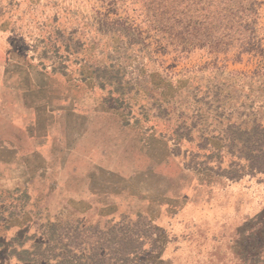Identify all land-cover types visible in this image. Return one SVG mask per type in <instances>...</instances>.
Wrapping results in <instances>:
<instances>
[{
    "label": "rangeland",
    "instance_id": "374dc122",
    "mask_svg": "<svg viewBox=\"0 0 264 264\" xmlns=\"http://www.w3.org/2000/svg\"><path fill=\"white\" fill-rule=\"evenodd\" d=\"M0 111L2 134H64L45 187L0 151L10 232L36 236L0 264L50 234L71 264H264V174L240 151L264 127V0H0ZM32 194L57 199L34 228Z\"/></svg>",
    "mask_w": 264,
    "mask_h": 264
},
{
    "label": "crops",
    "instance_id": "0c3cea01",
    "mask_svg": "<svg viewBox=\"0 0 264 264\" xmlns=\"http://www.w3.org/2000/svg\"><path fill=\"white\" fill-rule=\"evenodd\" d=\"M63 114H64L63 118L66 119L68 116L66 115L67 112ZM1 115H3V113H1ZM4 116L5 115H3L2 117L3 121H5V123L8 124L10 121L6 116L5 117ZM57 120H61V118ZM34 122L36 123L37 129L35 133H33L32 137H29L27 135L26 123H23V124L18 123L17 125H11L16 130L12 133L6 132L2 134L0 132V145H1L0 151L3 154L5 153L6 156L7 154L9 155L8 157L10 161L12 162L9 164H13V167L16 165V167L14 168L27 170L29 174L32 173L30 175L33 177L29 178L31 181L34 180V178L36 177L35 181L31 182L33 185L36 182L35 183L36 185L38 183H41V185L45 187V186H48V182L50 178H52L58 173L57 171L59 170V162H58V158L51 161L49 153L43 148H45L49 144L51 138L53 139L54 144L55 143L60 144V142L62 141L61 135L63 136L64 134H63V131H61L62 127L59 126L58 124L59 121L55 123L56 125H54V127L52 126L53 130H55L57 134L59 133L57 137L56 136L51 137V132H50L51 129H50L48 122L45 123L44 121H39L38 119L35 120ZM22 153H29V154L35 155L38 163H35V164L26 163L24 158L21 155ZM3 164L7 165V161ZM87 170L89 169L82 170L83 171L82 177L84 178L87 177ZM4 190H5V187L1 185L0 195L4 194ZM32 195L33 197H30L27 209L30 210L28 211V214L29 216L32 217V218L30 217L32 220H30L29 224L32 226V228H34L33 226H36L38 224V221H37L38 219H37V216L32 215V212L37 211L38 208L42 210L45 209L49 205V203H51L50 207H54L57 203V199L55 197L49 199V197H43V196L39 198V197H36L37 195L35 194H32ZM1 200L2 201H0V250H6V251L11 250V249L16 250V249H19V246L12 245L11 247V242L13 240L14 241L24 240L27 235H23L22 237H19L16 234L15 236L11 234L10 224L8 221L10 218L9 216L10 209L8 208L9 199L7 197H1ZM47 212L48 213L46 214V216L43 217L44 222L51 221V217L54 218L49 211ZM18 213L20 212L18 211ZM15 225H17V226H14L16 228L26 227L24 224H22L21 221H19ZM21 248H20L21 250L25 249L23 247ZM10 254H13V253H10ZM21 261L22 260L18 261V263H21ZM22 262L30 264V262L28 261H22Z\"/></svg>",
    "mask_w": 264,
    "mask_h": 264
},
{
    "label": "trees",
    "instance_id": "16d2710c",
    "mask_svg": "<svg viewBox=\"0 0 264 264\" xmlns=\"http://www.w3.org/2000/svg\"><path fill=\"white\" fill-rule=\"evenodd\" d=\"M233 126L234 125H232L231 127H233ZM256 127H257V129L260 128V126H256ZM262 130H260V132H258V131H254V129H252V132H254L256 134L255 135L256 136L255 141H253V145H255L256 147L252 146L249 141H242L241 142V146H242V148L240 149L241 153L244 152V149H245V154L243 155V158L251 161L250 162L251 164L248 166V168H250V169L254 168L256 170L255 173H252V176H255L257 174H262V173L264 174V127ZM231 144L234 145L233 143H231ZM251 147H253V148L251 149ZM214 153H216V155L219 156L221 151H218V152L212 151L211 155H214ZM207 158H208V155H207ZM217 158H219V157H217ZM48 225H50V226H48ZM44 226L50 227L49 230L51 231L52 226H55V225H53L52 223H45ZM155 230L157 231L158 234L164 233V232H162V230L159 231V229H157L156 227H155ZM47 233H48V231H47ZM35 237H36L35 235H32L30 237H26L24 239V241L31 240ZM39 237L44 238L43 234H40ZM159 239H160V241L158 240V245H160V247H163L164 242L162 240L163 238L161 235L159 236ZM67 248L68 247H63V245H61L59 243L54 244L52 234H50V236H47V238H45V240L42 239L39 243L33 244L30 247L25 248V249L21 250L20 252H17V255L26 256L27 258H24V259L19 258V259L22 261H28L29 262L30 261L29 256L33 255L34 256L33 258L35 259L36 258L35 252L38 251L39 252L38 255H40V256L38 257V255H37V258H38L37 261L38 262L37 261L36 262L39 264H71L70 261H72V259L70 257L69 249H67ZM147 250H148V248L144 249L143 252H147ZM85 251H86V248L80 249L81 253L85 252ZM13 254H15L14 251H13ZM105 255H106V253L98 255V260L96 262H98V264H102V261H99V260H103ZM78 258H79V260H83V259H87L88 257L85 255H80V257H78ZM139 258H140V256L137 259H139ZM26 259H28V260H26ZM145 260H146V258L140 260V264H142V262H144Z\"/></svg>",
    "mask_w": 264,
    "mask_h": 264
}]
</instances>
